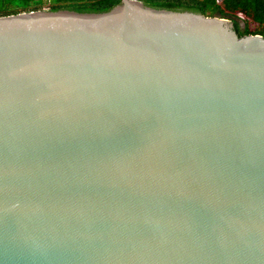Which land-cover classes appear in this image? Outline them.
<instances>
[{"label": "water", "instance_id": "1", "mask_svg": "<svg viewBox=\"0 0 264 264\" xmlns=\"http://www.w3.org/2000/svg\"><path fill=\"white\" fill-rule=\"evenodd\" d=\"M0 264H264V37L138 0L0 17Z\"/></svg>", "mask_w": 264, "mask_h": 264}, {"label": "trees", "instance_id": "2", "mask_svg": "<svg viewBox=\"0 0 264 264\" xmlns=\"http://www.w3.org/2000/svg\"><path fill=\"white\" fill-rule=\"evenodd\" d=\"M146 5L195 6L208 17L233 21L240 37H264V0H138ZM122 0H0V17L33 11L109 10ZM241 22L243 26H241Z\"/></svg>", "mask_w": 264, "mask_h": 264}, {"label": "rangeland", "instance_id": "3", "mask_svg": "<svg viewBox=\"0 0 264 264\" xmlns=\"http://www.w3.org/2000/svg\"><path fill=\"white\" fill-rule=\"evenodd\" d=\"M219 1H221V0H219ZM241 26H243V23L241 22V24H240Z\"/></svg>", "mask_w": 264, "mask_h": 264}]
</instances>
